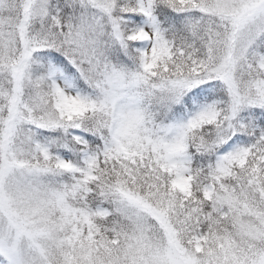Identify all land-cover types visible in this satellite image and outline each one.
Returning <instances> with one entry per match:
<instances>
[{"label":"snow or ice","instance_id":"snow-or-ice-1","mask_svg":"<svg viewBox=\"0 0 264 264\" xmlns=\"http://www.w3.org/2000/svg\"><path fill=\"white\" fill-rule=\"evenodd\" d=\"M0 264H264V0H0Z\"/></svg>","mask_w":264,"mask_h":264}]
</instances>
